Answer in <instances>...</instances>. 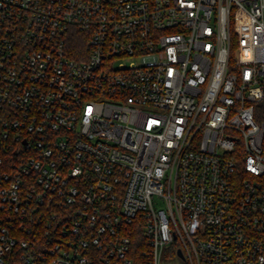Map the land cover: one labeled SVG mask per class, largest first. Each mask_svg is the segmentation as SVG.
I'll return each instance as SVG.
<instances>
[{
    "label": "built area",
    "instance_id": "obj_1",
    "mask_svg": "<svg viewBox=\"0 0 264 264\" xmlns=\"http://www.w3.org/2000/svg\"><path fill=\"white\" fill-rule=\"evenodd\" d=\"M262 102L264 0H0V264H264Z\"/></svg>",
    "mask_w": 264,
    "mask_h": 264
},
{
    "label": "trees",
    "instance_id": "obj_2",
    "mask_svg": "<svg viewBox=\"0 0 264 264\" xmlns=\"http://www.w3.org/2000/svg\"><path fill=\"white\" fill-rule=\"evenodd\" d=\"M73 48L76 50V49H83V48H86V43L85 41L81 40V39H75L74 40V46ZM258 119L261 121V122H264V102H262L260 104V109L258 111ZM263 152H264V145H263Z\"/></svg>",
    "mask_w": 264,
    "mask_h": 264
},
{
    "label": "water",
    "instance_id": "obj_3",
    "mask_svg": "<svg viewBox=\"0 0 264 264\" xmlns=\"http://www.w3.org/2000/svg\"><path fill=\"white\" fill-rule=\"evenodd\" d=\"M181 254V253H180Z\"/></svg>",
    "mask_w": 264,
    "mask_h": 264
}]
</instances>
